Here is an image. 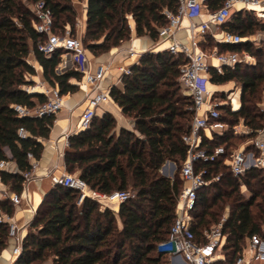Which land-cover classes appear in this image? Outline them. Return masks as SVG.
<instances>
[{
    "label": "trees",
    "instance_id": "obj_1",
    "mask_svg": "<svg viewBox=\"0 0 264 264\" xmlns=\"http://www.w3.org/2000/svg\"><path fill=\"white\" fill-rule=\"evenodd\" d=\"M40 1L52 13L55 33L63 35L69 28L75 36L78 15L73 0H0V163L17 166V172L0 169V180L18 195L23 192V174L31 168L27 155L41 159L44 146L40 140L49 138L56 119L54 115L21 116L15 109L34 111L47 102L45 95L25 91L34 86L31 78L37 76L29 57L34 56L47 84L62 97L77 93L79 85L71 81L83 78L77 69L56 72L65 54L63 49L52 57L39 49L46 38L35 28L38 18L33 7ZM222 2L212 1L210 9H217ZM177 9L175 0H87L83 46L94 57L121 47L132 38L130 20L138 38L147 37L156 43L159 30L168 24L164 11L176 13ZM225 29L248 37L264 32V23L251 13H237ZM262 44L261 48L251 43L226 47L211 38L201 44L206 50H246L256 60L252 66L226 68L222 75L211 72V84L235 82L241 88L240 110H220L228 131L206 141L213 148L224 146L227 156L254 137L235 136L234 128L240 123L254 131L264 130V113L260 111L264 101V41ZM185 63L182 56L168 51L144 53L139 64L121 76L122 87L110 90L123 116L133 122V129L117 132L115 118L105 113L96 116L88 130L69 140L71 152L65 155L69 174L78 173L76 176L90 189L104 195L128 193L130 188L133 195L115 212L88 197L78 206V192L54 186L44 196L24 238L22 253L12 264H44L48 260L52 264L169 263L157 253V245L166 239L174 222L182 182L180 172L170 179L161 170L167 162H174L181 171L186 158L182 138L190 131L193 112L192 98L183 94L179 82ZM215 97L226 100L224 94ZM20 131L26 137H21ZM210 168L221 175V180L199 193L196 231L199 235L227 216L225 261L221 264H234L248 239L254 235L264 239V171L251 170L242 187L224 161ZM14 213L11 200L0 197V217L12 218ZM9 240V225L0 222V257Z\"/></svg>",
    "mask_w": 264,
    "mask_h": 264
},
{
    "label": "built area",
    "instance_id": "obj_2",
    "mask_svg": "<svg viewBox=\"0 0 264 264\" xmlns=\"http://www.w3.org/2000/svg\"><path fill=\"white\" fill-rule=\"evenodd\" d=\"M175 1L178 4L176 13L164 11L168 24L159 30V43L156 42V47L142 53L133 48L129 50L130 56L137 55L139 60L146 52L168 51L174 56H182L186 63L180 68L179 82L184 94L192 98L190 110L193 112V120L190 131L182 138L187 152L180 171L182 189L178 197L176 216L168 236L157 245V253L167 257L168 264H221L225 261L224 247L227 235L224 233V225L227 216L217 225L198 235L194 217L198 196L205 188L220 182L221 175L214 174L210 168V165L219 161H224L231 175L242 187L244 179L251 170L264 171V130L254 131L240 123L234 128L235 136L254 135V137L232 150L229 156L224 146L213 148L207 144L206 141L214 140V135L223 136L229 129L227 124L221 121V108L229 107L233 113L241 108V96L240 107L236 108L234 100L229 95L231 90H209L211 72L214 70L222 75L226 68L236 65L252 66L255 65L256 60L246 50L221 52L218 47L206 50L201 44H207L208 38H211L217 45L226 47L246 43L259 45L255 44L257 38L254 36L241 37L225 27L232 22L237 13H251L258 21L264 23V0H223L220 7L215 10L210 9V3L214 0ZM33 12L38 18L35 28L46 38L39 49L47 57H52L59 49H63L71 56L75 69L83 73L82 80L77 84L85 90L86 107L81 112L78 130H88L97 116V110L112 100L111 89H102L108 68L105 64H97L94 70H90L89 52L84 48L82 40L73 36L69 28H66L63 35L56 34L52 13L43 1L34 5ZM131 22L130 28L133 31ZM181 32H185V40L179 38ZM263 41L264 38L261 42ZM129 73L130 69L126 68L122 75ZM41 89L47 90L44 93L47 102L34 111L15 107L21 116H56L62 110L64 101L59 91L56 88ZM34 90L33 86L25 88L29 94L34 93ZM221 94L226 95L225 101L215 97ZM260 111L264 113V101L260 105ZM19 135L26 137L24 131H20ZM27 158L31 168L23 174V191L36 180L35 174L40 167V160L35 159L31 153ZM8 164L1 162L0 169L5 170ZM172 166L173 163L167 162L161 170L162 174L170 179H174L175 173ZM48 177L53 187L63 186L78 192V206L88 197L111 209L113 204L120 205L131 197L125 192L101 194L90 189L79 176L69 174L65 169L52 170ZM0 197L9 198L14 206H18L23 196L5 190L0 191ZM0 222L8 223L9 237L15 241L12 251V263H14L22 253L24 237L12 218L2 215ZM234 264H264V239L257 235L248 239Z\"/></svg>",
    "mask_w": 264,
    "mask_h": 264
},
{
    "label": "crops",
    "instance_id": "obj_3",
    "mask_svg": "<svg viewBox=\"0 0 264 264\" xmlns=\"http://www.w3.org/2000/svg\"><path fill=\"white\" fill-rule=\"evenodd\" d=\"M76 8V4H74ZM86 7L87 0L84 4V11L79 16V29L82 35H84L86 30ZM133 34L129 42L123 44L119 48L113 49L108 54L94 57L89 53V68L94 70L97 64H105L108 68L106 73L105 81L102 84V89L108 90L112 87H122L121 85V76L124 69L137 65L139 62V56H130L129 50L133 48L137 52H144L154 48L156 43L152 42L149 38H138L135 34V25L132 21ZM181 40L186 39L185 32L179 34ZM166 46V45H165ZM29 63H31L36 71L37 76L33 77V80H39L38 83L42 85L44 89H50L51 87L47 84L43 77L42 68L38 65L33 55L29 57ZM68 63V62H67ZM71 63V62H70ZM70 70L69 68L64 70L62 73ZM57 69V73H58ZM58 73V74H62ZM73 84H77L75 80L71 81ZM222 90L221 86H216ZM73 94L63 97L64 106L62 110L55 116L54 126L51 130L50 136L48 139L40 140L44 146V151L40 159V167L37 170L35 177L36 180L31 182L27 188L22 192L21 204L15 206V213L12 217L13 222L17 225L20 230V234L25 238L29 232V227L34 220L36 212L41 205L44 196L53 188L50 179L49 173L55 169H65V155L68 152H71L69 140L72 136L78 134V123L80 119L81 112L86 107L85 100V90L84 88ZM47 90H34L36 94H42ZM105 113H110L116 120L117 132L122 128L132 130L133 122L123 116L121 109L118 105L111 100L103 104L97 110V117H102ZM6 170L9 172H17V166L15 163H9ZM11 192L9 186L2 184L0 180V191ZM119 205L112 208L115 212H118ZM15 247V241L10 239L7 245L6 250L3 251L0 257V264H12V251Z\"/></svg>",
    "mask_w": 264,
    "mask_h": 264
},
{
    "label": "rangeland",
    "instance_id": "obj_4",
    "mask_svg": "<svg viewBox=\"0 0 264 264\" xmlns=\"http://www.w3.org/2000/svg\"><path fill=\"white\" fill-rule=\"evenodd\" d=\"M85 2H86V0H84V1H82V2H78L77 0H73V6H74V4H76V8H75V10L77 11V15H78V18H77V26H76V33H75V37H78V38H80L81 40H82V34H81V32H80V29H79V16L83 13V11H84V4H85ZM131 21V20H130ZM133 32V31H132ZM254 37L255 38H257V41H256V43L255 44H259L260 46H262L263 44V42H261L262 40H263V38H264V32H262V31H259V32H257L255 35H254ZM157 43H159V40H158V42ZM261 43V44H260ZM156 45L157 44H155L154 45V47H156ZM259 45H254V47L255 46H259ZM162 46V45H161ZM260 46L259 47H255V48H260ZM68 62V63H67ZM71 62V63H70ZM75 65H73V63H72V59H71V56L69 55V54H64L63 56H62V58H61V64H60V66L58 67V73H62L64 70H66V69H75ZM37 72V71H36ZM38 75V74H37ZM31 80L34 82V88H35V90H43V89H41L42 88V85H40V83H38L39 82V80H37L36 81V79L35 80H33V77L31 78ZM77 82V81H76ZM210 85V84H209ZM209 85H208V88H209ZM213 85V84H212ZM213 86H215V85H213ZM216 87V86H215ZM222 88V90H225V91H228V90H231L230 92H229V95H230V97L234 100V103H235V107L236 108H239L240 107V96H241V88H238V87H240L238 84H236L235 82H230V83H228V84H226V85H223V86H221ZM218 88V87H217ZM79 90H80V88H79ZM218 89H213L212 91H217ZM182 92H183V94H184V91L182 90ZM262 101L264 100V95H262ZM241 136H243V135H239L238 137H241ZM170 163H173L174 164V166H172L173 167V169H174V171H175V173H174V178L177 176V174H179V172H180V166L179 165H177V164H175L174 162H170ZM172 167H170V168H172ZM71 174H73V175H78V173H71ZM243 191H245L244 189H243ZM128 193L130 194V196H132L133 195V190L130 188L129 190H128ZM116 206H118V204H113L112 206H111V209L112 208H114V207H116ZM227 212V209L225 210V213ZM44 264H52V261L51 260H48V261H46Z\"/></svg>",
    "mask_w": 264,
    "mask_h": 264
},
{
    "label": "bare ground",
    "instance_id": "obj_5",
    "mask_svg": "<svg viewBox=\"0 0 264 264\" xmlns=\"http://www.w3.org/2000/svg\"><path fill=\"white\" fill-rule=\"evenodd\" d=\"M185 23H187V21H185ZM213 89H219V88H217V87L213 86L212 84H210L209 85V90L212 91Z\"/></svg>",
    "mask_w": 264,
    "mask_h": 264
}]
</instances>
